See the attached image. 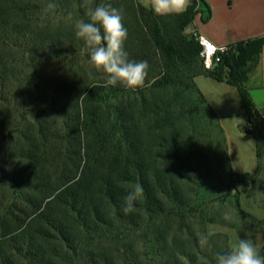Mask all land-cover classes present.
Masks as SVG:
<instances>
[{
    "label": "trees",
    "instance_id": "16d2710c",
    "mask_svg": "<svg viewBox=\"0 0 264 264\" xmlns=\"http://www.w3.org/2000/svg\"><path fill=\"white\" fill-rule=\"evenodd\" d=\"M197 12L194 3L180 15L158 16L139 4L132 23L123 20L129 59L149 64L146 86L133 91L64 72L59 65L68 56L55 65L35 66L31 55L46 44L40 31L46 26L29 30L31 18L19 0H0V264H114L101 250L87 261L83 252L106 243L118 246L129 237L149 241L151 250L142 257L176 264L181 244L177 246L173 226L197 242L190 222L199 207L167 162L186 145L175 134L183 118L172 115L173 107L192 89L218 119L194 83L198 76L209 77L237 87L246 122L264 126V116L244 87L259 63L264 38L234 45V52L222 55L208 70L199 43L184 35ZM2 30L9 33L3 36ZM22 34L28 71H20L15 59ZM171 90L173 94L160 96ZM246 133L256 139L257 171L234 173L227 151L226 157L231 181L255 185L264 137ZM136 184L142 185L143 195L125 215L124 197ZM247 217L254 235L264 234V218ZM203 219L201 236L209 243L204 249L197 243V252H192L187 250L190 242H183L182 257L188 264H215L216 255L223 254L213 243L217 238L228 250L226 235L207 233L206 225L216 220ZM130 262L142 264L139 254Z\"/></svg>",
    "mask_w": 264,
    "mask_h": 264
},
{
    "label": "rangeland",
    "instance_id": "374dc122",
    "mask_svg": "<svg viewBox=\"0 0 264 264\" xmlns=\"http://www.w3.org/2000/svg\"><path fill=\"white\" fill-rule=\"evenodd\" d=\"M50 3L56 5V7L46 10L47 5ZM83 3L84 0H19L20 6L22 9L27 10V15L31 18L32 25L29 30L31 28L34 31H39L38 29L41 26H46L40 29L46 38V44L36 47L31 55V62L37 67H42L45 64L55 65L68 56L64 63L59 65L64 72H77L88 77L89 80L102 82L106 78L102 76V72H97L94 68H91L88 62L89 56L81 51L84 48V42L75 36L76 22L80 19L88 21V17L85 15L86 10L82 7ZM88 3L93 7L111 3L113 7L123 10V20L128 24L132 23L133 11L139 5L138 0H88ZM8 33V30H2L3 36ZM184 35L192 37V33L186 29ZM20 42L21 47L14 51L16 52L15 59L19 60L18 67L20 71H28V63L23 60V52L27 50L23 45L26 42L23 34L20 36ZM6 51L8 52V49ZM49 79L52 80L53 78L50 76ZM187 82L189 83L190 80ZM137 90L138 88L133 91ZM173 92L174 90H171L168 94L160 96L164 97L166 95L165 97H167ZM148 101L152 102V99ZM173 108L172 115L183 118V125L177 126V132L174 130L175 134L178 133L182 136L186 145H184V151L175 153V156L174 154L170 155L167 162L180 179L187 197L192 199L194 204L199 207V212L190 222L192 225L191 231L197 242L188 239L186 234L179 233L178 228L173 226L172 233L178 236L177 246L181 244L180 249H176L177 251L171 249L172 252L176 251L174 262L176 264H188L182 257V252L186 250L182 246L185 241L190 242V244H187L189 245L187 247L189 251L197 252V243L201 249L205 248L200 243L202 236L199 223L203 218V220L211 218L216 220L215 224L206 225L209 236L212 237L216 234L227 236L228 250L225 249L222 238L213 241L221 247L223 254L228 252L241 239H252L258 244L255 241L256 236L247 216H254L258 219L264 218V157L262 159L261 175L255 185L236 182V179L231 181L232 171L228 165L224 136L219 129V121L211 114L200 96L192 89L187 90L178 100V107L175 108L174 106ZM179 108H182V110L180 111ZM254 127V134L264 137V126L256 128L254 125ZM174 137L176 136L174 135ZM154 152L161 154V149H155ZM239 208L245 212V215L239 211ZM170 243L172 242L170 241ZM146 244L148 248L149 241L144 243L139 238L129 237L127 241L119 243L118 246L106 243L105 245L96 246V248L93 247L92 250L86 249L83 256L84 260L87 261L92 253L98 255L101 250V253H106L108 259L113 261L114 264H131V258L138 254L142 264L166 262L165 259L152 261V255L149 258L142 257L141 254L146 250H151L150 247L148 249L144 248ZM200 262L201 258L199 257L198 263Z\"/></svg>",
    "mask_w": 264,
    "mask_h": 264
},
{
    "label": "crops",
    "instance_id": "0c3cea01",
    "mask_svg": "<svg viewBox=\"0 0 264 264\" xmlns=\"http://www.w3.org/2000/svg\"><path fill=\"white\" fill-rule=\"evenodd\" d=\"M138 3L143 6L142 0ZM194 3L198 12L186 30L198 32L217 47L264 38V0H191L190 6ZM194 83L219 120L232 171L255 173L258 169L256 139L246 133L245 112L237 87L204 76L196 77ZM244 87L255 108L264 115V46L259 63ZM255 236L263 254L264 234Z\"/></svg>",
    "mask_w": 264,
    "mask_h": 264
},
{
    "label": "clouds",
    "instance_id": "9594fccd",
    "mask_svg": "<svg viewBox=\"0 0 264 264\" xmlns=\"http://www.w3.org/2000/svg\"><path fill=\"white\" fill-rule=\"evenodd\" d=\"M145 8H150L158 16L180 15L191 4V0H142ZM56 5L48 4L46 10ZM86 22L80 19L75 24V36L83 40L82 52L89 56V64L97 72L107 75L104 87L121 84L127 89L135 90L146 86L149 64L146 60L129 59L125 50L128 37L123 23V10L113 7L111 3L91 6L84 0ZM101 29L103 31H101ZM91 75V72H90ZM143 187L136 184L124 197L121 211L127 215L134 211V206L143 195ZM200 243L207 246V236H202ZM215 264H264V254L252 239H241L224 254H217Z\"/></svg>",
    "mask_w": 264,
    "mask_h": 264
},
{
    "label": "built area",
    "instance_id": "2783aa9c",
    "mask_svg": "<svg viewBox=\"0 0 264 264\" xmlns=\"http://www.w3.org/2000/svg\"><path fill=\"white\" fill-rule=\"evenodd\" d=\"M192 36L201 47V57L204 60L205 68L208 70H213L215 68V66L220 62L222 55H228L235 51L234 46H228L224 48L217 47L205 36L199 34L198 32H193ZM245 130L254 133V124L246 122Z\"/></svg>",
    "mask_w": 264,
    "mask_h": 264
}]
</instances>
